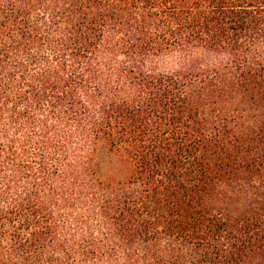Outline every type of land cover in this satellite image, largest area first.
<instances>
[{
	"label": "trees",
	"instance_id": "1",
	"mask_svg": "<svg viewBox=\"0 0 264 264\" xmlns=\"http://www.w3.org/2000/svg\"><path fill=\"white\" fill-rule=\"evenodd\" d=\"M0 264H264V0H0Z\"/></svg>",
	"mask_w": 264,
	"mask_h": 264
},
{
	"label": "rangeland",
	"instance_id": "2",
	"mask_svg": "<svg viewBox=\"0 0 264 264\" xmlns=\"http://www.w3.org/2000/svg\"><path fill=\"white\" fill-rule=\"evenodd\" d=\"M97 162L98 172L101 178H107L118 171V162L107 147H103L100 150Z\"/></svg>",
	"mask_w": 264,
	"mask_h": 264
}]
</instances>
